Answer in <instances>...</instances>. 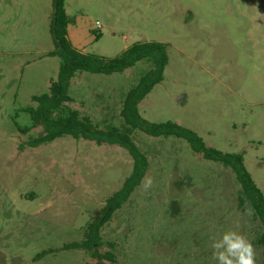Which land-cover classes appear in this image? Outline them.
<instances>
[{"label": "rangeland", "instance_id": "374dc122", "mask_svg": "<svg viewBox=\"0 0 264 264\" xmlns=\"http://www.w3.org/2000/svg\"><path fill=\"white\" fill-rule=\"evenodd\" d=\"M65 8L69 38L86 54L112 59L136 43L168 44L164 81L140 114L190 129L223 153L244 154L264 194V0H66ZM53 13V0H0V264H98L63 248L84 239L133 171L129 153L116 145L69 136L27 145L43 130L22 132L32 126L26 110L37 107L34 96L49 93L61 64L48 56ZM152 68L142 60L124 73L79 72L71 81L69 106L101 130L130 133L154 180L102 229L98 251L115 260L101 262L217 264L212 241L236 230L263 264L264 229L255 211L244 214L235 173L184 139L125 126L122 103Z\"/></svg>", "mask_w": 264, "mask_h": 264}, {"label": "trees", "instance_id": "16d2710c", "mask_svg": "<svg viewBox=\"0 0 264 264\" xmlns=\"http://www.w3.org/2000/svg\"><path fill=\"white\" fill-rule=\"evenodd\" d=\"M66 0H53V19L51 35L55 49L48 56L61 59L57 79L51 82L49 93L34 96L32 101L36 108H29L32 126L22 130L28 133L32 129L42 128L43 134L28 142L30 148H38L57 139L72 137L75 140H85L97 145H116L126 150L133 160L132 174L125 180L122 188L107 199L105 206L97 218L85 228L84 239L66 245L64 250H79L87 253L93 259L114 263L112 254L101 255L102 229L113 219L114 215L130 200L132 194L140 186L142 178L148 173L150 163L148 157L132 140L131 134L118 128L101 130L89 118L82 117L69 104L72 79L79 72L91 74L113 75L124 73L135 67L142 60H149L153 68L140 79L138 85L131 89L122 103L120 116L130 131L140 130L152 137L173 136L188 142L194 153L202 155L208 161L221 163L230 168L241 185L243 198L240 205H251L264 229V194L258 188L252 175L245 165L244 154H226L207 146L205 141L194 131L175 123H151L139 112L141 102L164 81L165 70L169 64L168 44L159 42L136 43L116 58H106L95 54H86L77 49L69 38V26L72 20L66 13ZM97 40L101 37L96 34ZM23 148L22 146L20 147ZM264 258V230L259 240ZM46 253L38 256L41 259ZM264 264V262H263Z\"/></svg>", "mask_w": 264, "mask_h": 264}, {"label": "clouds", "instance_id": "9594fccd", "mask_svg": "<svg viewBox=\"0 0 264 264\" xmlns=\"http://www.w3.org/2000/svg\"><path fill=\"white\" fill-rule=\"evenodd\" d=\"M153 183V177L145 174L140 187L144 192H148ZM244 214L254 215V209L251 205H246ZM210 247L212 257L217 264H257L254 244L240 231L228 230L223 232L218 239L212 241Z\"/></svg>", "mask_w": 264, "mask_h": 264}, {"label": "built area", "instance_id": "2783aa9c", "mask_svg": "<svg viewBox=\"0 0 264 264\" xmlns=\"http://www.w3.org/2000/svg\"><path fill=\"white\" fill-rule=\"evenodd\" d=\"M99 25V23H97ZM100 26V25H99Z\"/></svg>", "mask_w": 264, "mask_h": 264}, {"label": "water", "instance_id": "95a60500", "mask_svg": "<svg viewBox=\"0 0 264 264\" xmlns=\"http://www.w3.org/2000/svg\"><path fill=\"white\" fill-rule=\"evenodd\" d=\"M180 102H181V100H180Z\"/></svg>", "mask_w": 264, "mask_h": 264}]
</instances>
